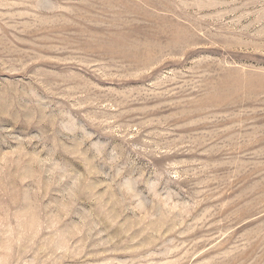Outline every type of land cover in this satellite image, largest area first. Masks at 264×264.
<instances>
[{
  "label": "rangeland",
  "instance_id": "1",
  "mask_svg": "<svg viewBox=\"0 0 264 264\" xmlns=\"http://www.w3.org/2000/svg\"><path fill=\"white\" fill-rule=\"evenodd\" d=\"M0 264H264V0H0Z\"/></svg>",
  "mask_w": 264,
  "mask_h": 264
}]
</instances>
